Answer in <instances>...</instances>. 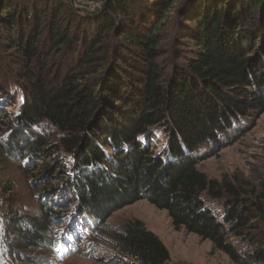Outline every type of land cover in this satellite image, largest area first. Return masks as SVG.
I'll use <instances>...</instances> for the list:
<instances>
[{
    "label": "trees",
    "instance_id": "obj_1",
    "mask_svg": "<svg viewBox=\"0 0 264 264\" xmlns=\"http://www.w3.org/2000/svg\"><path fill=\"white\" fill-rule=\"evenodd\" d=\"M90 1L103 3L85 12L66 0H0V168L19 164L42 185L26 228L0 196V264H38L27 253L59 248L47 236L58 225L85 220L98 232L142 199L233 264H264V182L211 179L193 157L264 113V0ZM41 155L54 165L37 169ZM110 233L128 260L170 264L141 221Z\"/></svg>",
    "mask_w": 264,
    "mask_h": 264
},
{
    "label": "rangeland",
    "instance_id": "obj_2",
    "mask_svg": "<svg viewBox=\"0 0 264 264\" xmlns=\"http://www.w3.org/2000/svg\"><path fill=\"white\" fill-rule=\"evenodd\" d=\"M66 2L85 12L96 11L103 3L90 0ZM187 46L185 42L179 49L187 50ZM13 57L14 52L3 54L7 63ZM6 110L14 113L13 107ZM149 138L157 145L159 152L164 149L165 136L161 130L153 131ZM193 157L204 158L198 168L211 179L222 180L239 175L256 183L264 182V113L250 111L247 119L240 122L234 131L203 144L198 152L193 153ZM35 163L37 169L54 165L53 159L44 155ZM5 170L0 168V179L7 181V185H13V189L10 192L0 190V196L13 201L12 216L19 224L22 222V228H26L25 222L39 213V193L36 190L42 185L35 184L33 175L24 176L19 164L8 165V171ZM51 182L58 184L59 179L54 178ZM213 207L217 216L222 217L219 208L216 205ZM127 221H141L154 233L168 249L170 264H233L225 253L214 248L210 240H204L184 228L175 229L168 212L147 199L112 214L98 232L85 220L58 225L47 236L53 239L59 236L62 245L53 250L41 244L35 251L27 253L28 261L38 264H138L118 253L110 233V230L118 231Z\"/></svg>",
    "mask_w": 264,
    "mask_h": 264
}]
</instances>
